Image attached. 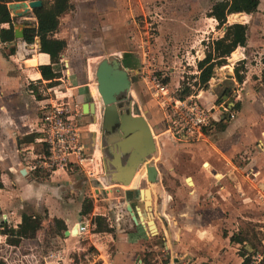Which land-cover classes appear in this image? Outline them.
<instances>
[{
    "label": "crops",
    "instance_id": "crops-1",
    "mask_svg": "<svg viewBox=\"0 0 264 264\" xmlns=\"http://www.w3.org/2000/svg\"><path fill=\"white\" fill-rule=\"evenodd\" d=\"M71 2L73 9L60 17L55 33L57 38L67 43L60 56L63 65L60 82L64 81V71L69 72L64 66H68L65 55L71 42L61 26L63 17L76 10L75 1ZM105 2L104 10H100L120 17L132 16L138 9L134 0ZM10 3H6V6L12 19L14 38H0V229L6 227L15 230L24 215L39 217L41 221L32 236H13L14 242H9L7 235L0 232V257L5 263L7 261L2 254L5 250L15 255L28 250L37 253L44 246L62 250L65 255L73 257L77 264H83L82 257L86 251L97 253L100 264H242L246 257L248 264H254L251 256L264 251V27L256 25L251 39L245 18L258 10L264 17L261 0L251 14L232 12L226 15V24H247L245 46L236 47L224 63L214 67L206 89L199 88L198 84L190 86L192 92L189 95H195L201 105L207 108L225 104L227 112L215 108L214 118L196 139H178L167 129L162 133L168 134L172 141H178L171 144L190 152L194 161L191 169L186 172L182 169L180 173H175L171 167H161L159 162L156 163L158 158L150 161L157 170L153 184L156 186L155 193L149 188L156 234L150 233L138 215V222L134 223L128 214L126 204L130 203L135 213H139L144 222L147 220L141 200L140 204L133 202L137 199L132 195L133 191L122 188L123 185L116 180L109 181L96 174L99 126L96 127L95 120H89L92 115L82 112V103L88 100V95L92 97L88 85L83 82L73 84L78 77L68 75V81L73 83L68 82L71 86L66 87L65 91L57 90L60 83L47 86L38 66L49 64L50 59L48 54L39 50V39L35 37L33 42L27 43L23 35H15L16 30L23 33L25 28L36 24L33 11L30 9L22 15H14L8 7ZM210 8L206 9L204 19H200L196 25L187 26L185 19L181 20V27L187 35L200 33L195 36L197 40L182 39V47L186 54H190V61L186 65L194 67L196 63V69L197 62L204 58L213 40L221 37L225 29L224 26L218 27L217 21L208 15ZM31 12L33 25H28V21L24 20ZM190 12L198 10L181 12L180 15ZM234 14H238V17L234 18ZM121 24L126 26L125 22ZM9 26L8 22L0 23V31ZM252 45L256 52L263 54L256 62L247 57L246 49ZM122 64L128 67L126 62ZM143 66L150 67V64L144 63ZM237 68H242L239 72L241 82L235 77ZM193 72L192 76L198 75V70ZM85 74L87 72L83 70ZM166 78L168 81L172 79ZM225 83L232 86L234 101L228 100L231 89ZM215 85L221 89L218 97L213 89ZM173 86L178 88L179 85ZM194 86L199 90H193ZM80 88H86L87 93ZM51 92L61 94L57 96L66 95L68 101H71L69 93L76 95L83 114L81 140L87 151L92 154L93 150V156H96L95 175L91 180L85 169L76 166L53 173L31 169L34 156L42 151L38 142L42 136L38 103L54 99L55 95ZM174 96L177 97L176 94ZM218 99L221 101L218 102ZM230 114L233 116L230 117ZM187 179L190 181L187 182ZM100 196V200H105L107 205L98 203ZM154 200L161 204L157 207L159 220L155 219ZM88 203L91 204L90 210L82 213ZM83 216H89L92 220L90 233L83 236L77 235V232L72 234V229ZM93 218L97 219L96 222ZM95 224L100 226L98 230ZM46 227L48 235L45 238L48 237L50 247L42 243ZM217 227L221 228L220 234ZM238 232L246 233L251 243L234 240L232 237ZM151 235L158 236L159 240L150 248L148 242L153 238ZM259 264H262V260Z\"/></svg>",
    "mask_w": 264,
    "mask_h": 264
},
{
    "label": "rangeland",
    "instance_id": "rangeland-1",
    "mask_svg": "<svg viewBox=\"0 0 264 264\" xmlns=\"http://www.w3.org/2000/svg\"><path fill=\"white\" fill-rule=\"evenodd\" d=\"M74 1L76 10L63 17L61 26L71 42L70 49L65 55V58L69 61L68 66L67 68L64 66L65 70L69 69V72L64 71V81L60 82L57 90L65 91L66 87L71 86L68 82L73 83V81H68L67 78L70 75L71 77H78L73 84H79L80 82L87 84L91 90L90 94H92V87H96L95 69L100 60L103 58H117L121 62H126L128 65L127 69L130 72L131 87L128 93H123L119 96L118 105L123 104L128 99L131 103L132 113L143 115L146 118L156 147L148 160L154 162L153 159L158 158L157 164L159 162L163 168H174L175 173H180L182 169L185 172L191 169L194 160L191 159L190 152H184L179 145H172L171 143L176 144L178 141L174 142L168 138V134H162L167 129V109L160 102L164 99L168 100L175 95L181 87L182 81L190 85L194 84L195 80L191 76L194 75L193 71L197 70L196 63L194 67L186 65L190 61V54H186L182 44L184 40H197L195 36L200 33L192 32L187 35L181 27V20L185 19L187 26L196 25L200 19H204L206 9H209L215 0H134V4L138 9L133 12L132 16L125 17L116 16L113 13H108V11H101L104 10L105 0ZM139 3L143 9H141ZM260 7L261 9L264 8V0H261ZM193 9H197L198 12L180 15L181 12L186 13V11H193ZM259 12L260 10L245 18L249 25L251 39H253L256 25L264 27V17ZM26 17L27 19L24 21H28V25H33L32 12ZM122 22H125L126 26H123ZM253 47V45L248 46L246 52L249 60L256 62V59L259 60L263 54L256 52ZM144 63L146 65L150 64V69L152 68L153 71L157 72L160 78L172 77L168 81V92L164 97H154L149 92V83L142 79ZM83 70H86L87 74L83 75ZM170 72H172L171 75ZM226 83L224 85L231 89L230 94H228V100L234 101L235 96L232 92V86L230 87L229 83L228 85ZM175 84L179 85L178 88L173 86ZM213 89H215L218 97L221 93L219 85H215ZM80 90L87 93L86 88H80ZM193 90L199 89L194 86ZM68 96L72 105L78 103L76 95L69 93ZM97 96L98 93L97 95L92 94L95 99H97ZM86 99L89 100L90 96L88 95ZM89 120H93L92 117ZM94 120L96 127H98L100 124L99 110ZM83 124H85V121ZM213 132H210L211 136ZM96 134L98 135V132ZM91 152L93 156L94 151L92 150ZM95 168L96 156H93V162L85 168L87 176L90 178L89 180L95 175ZM135 176L131 183L123 185L122 188H131ZM189 181L187 179V182ZM153 184L155 183L143 185L151 188L155 193L156 186ZM107 187L108 189L110 188V186ZM143 197L145 198L144 194ZM100 199L101 196L97 198L100 205H107L105 200ZM133 202L140 204L138 199H134ZM154 203L156 206L155 219L159 220L160 215L157 213V207L161 204L159 201ZM47 229L46 227L43 231L44 238L48 235ZM216 229H218L220 234L221 228L217 227ZM151 236L153 238L148 242V247L150 248L153 247V244L158 243L159 240L158 236ZM42 243L50 247L48 237ZM46 249L43 246L37 253L28 250L18 252L17 255L5 250L2 254L6 258L7 264H29V262L45 254Z\"/></svg>",
    "mask_w": 264,
    "mask_h": 264
},
{
    "label": "built area",
    "instance_id": "built-area-1",
    "mask_svg": "<svg viewBox=\"0 0 264 264\" xmlns=\"http://www.w3.org/2000/svg\"><path fill=\"white\" fill-rule=\"evenodd\" d=\"M142 79L149 83L148 90L154 97H164L167 94V85L161 82L157 72L150 67H144ZM52 100L39 101L40 131L38 139L42 151L34 156L31 169L53 173L59 169L76 166L85 169L93 162L81 140L82 112L76 103L74 106L67 96H57ZM160 104L167 109V130L178 139H196L204 127L214 118L216 109L227 112L224 104L205 107L196 101L195 95L161 100ZM217 111V110H216ZM233 115L230 114V117ZM92 220L83 216L77 223V235L90 233ZM24 256V255H23ZM83 264H100V256L93 251L83 254ZM264 258L263 252H256L251 256L254 264H259ZM29 264H77L73 257L65 255L59 249H46L45 254ZM81 264V263H80Z\"/></svg>",
    "mask_w": 264,
    "mask_h": 264
},
{
    "label": "trees",
    "instance_id": "trees-1",
    "mask_svg": "<svg viewBox=\"0 0 264 264\" xmlns=\"http://www.w3.org/2000/svg\"><path fill=\"white\" fill-rule=\"evenodd\" d=\"M22 0H0V23L8 22L10 24L8 29H2L0 31L1 40H11L14 38L12 30V19L8 14L6 3L16 2ZM259 0H216L208 13L210 17H213L217 21L218 27L224 26V33L221 37L213 40L212 44L205 52L203 59L197 62V76H191L196 78L194 85L198 84L199 88L206 89L208 81L212 77L213 69L215 66H219L225 62L226 57L238 46H245L247 39V24L246 23H231L226 24V15L232 12H244L247 14L253 13L258 5ZM73 9L71 0H43L39 7L32 9L33 15L36 20L34 26H28L24 29L23 39L27 42H33L34 38L39 39V50L48 54L50 63L47 65L38 66L41 78L47 81V86H55L60 83L59 78L62 76L63 65L60 63V56L65 51L67 43L64 39L57 38L55 33L58 31L60 17ZM238 17V14H234V18ZM242 68L235 69V77L237 81H242L240 70ZM264 78V68H263ZM163 83H168V78H160ZM191 85L185 81H182L181 87L178 89L176 96L183 98L188 96L192 92ZM40 98V95H38ZM218 102L221 99L217 100ZM47 176V174H44ZM91 208V204L85 205L82 213H86ZM97 219L93 218L96 222ZM39 217H32L24 215L21 223L13 230L3 227L0 232L7 235V240L10 242L13 236H19L20 238H26L33 235L34 231L40 223ZM97 224V223H96ZM95 224V225H96ZM96 225V229L98 230ZM238 242H249L246 233L238 232L232 237ZM14 242V240H13ZM252 248L255 251V245L252 244ZM0 264H6L2 257H0ZM242 264H248V258L244 259ZM264 264V258L262 259Z\"/></svg>",
    "mask_w": 264,
    "mask_h": 264
},
{
    "label": "water",
    "instance_id": "water-1",
    "mask_svg": "<svg viewBox=\"0 0 264 264\" xmlns=\"http://www.w3.org/2000/svg\"><path fill=\"white\" fill-rule=\"evenodd\" d=\"M40 5L41 0H30L28 2L10 3L8 7L14 15L19 16ZM15 35L16 37H22L23 33L16 30ZM95 81L98 93L97 99L90 97L89 100L83 102L82 112L84 115H92L95 118L99 110L101 130H110L111 126L117 124L122 132L118 147L122 154H128L129 157L126 164L120 166L114 174L117 178L116 182L128 185L136 169L140 165H144L147 182L154 183L157 170L154 165L146 163L147 157L155 151V142L149 124L143 115L132 113L131 103H129L126 111H120L118 106L119 96L130 91V72L119 59L103 58L96 66ZM115 158L118 162L119 155L115 154ZM143 170L135 176L130 190L134 191L138 188ZM139 195L147 212L146 227L150 233L156 234L149 188H140ZM126 210L134 223L138 222V216L142 220L140 214L135 213L130 203L126 204ZM76 232L77 226L72 229L71 233L75 234ZM65 234L67 235L68 231Z\"/></svg>",
    "mask_w": 264,
    "mask_h": 264
},
{
    "label": "flooded vegetation",
    "instance_id": "flooded-vegetation-1",
    "mask_svg": "<svg viewBox=\"0 0 264 264\" xmlns=\"http://www.w3.org/2000/svg\"><path fill=\"white\" fill-rule=\"evenodd\" d=\"M129 103H130V101L128 99L125 100V102L123 104L118 105L119 110L120 111H122V110L126 111V108L128 107ZM92 119L94 120V117H92ZM98 131H99V136H98L97 148L99 151V157L97 158V172H96V174L102 178L106 177L109 181H112V180L117 181V178H115L114 174L118 171V168L120 166H123L126 164L128 157H129L128 154H122L119 150V147H118V142L122 138L121 137L122 132L119 130V127L117 124L111 126L110 130H101V125H99ZM115 154L119 155V161L118 162L115 158ZM150 156H151V154L147 157V160H146V163H148V164H152L148 160L150 158ZM152 165L155 166V164H152ZM155 168H156V166H155ZM142 170L144 172H142V174L140 176V179L138 182V188L132 192V195H134L138 200H140L139 189L146 187V185H143V184H149L147 182V179H146L144 165H140L136 169L134 174L137 175V173H140ZM98 184L101 185L100 182H98ZM141 205H142L143 210H145V207H144L142 201H141Z\"/></svg>",
    "mask_w": 264,
    "mask_h": 264
},
{
    "label": "bare ground",
    "instance_id": "bare-ground-1",
    "mask_svg": "<svg viewBox=\"0 0 264 264\" xmlns=\"http://www.w3.org/2000/svg\"><path fill=\"white\" fill-rule=\"evenodd\" d=\"M30 1V0H29ZM28 2V1H27ZM32 9H34V8H32ZM12 12V11H11ZM33 17H34V15H33ZM34 19H35V17H34ZM36 21V20H35ZM31 63H35V62H31ZM92 94H94V95H97V90H96V87H92ZM135 175V174H134ZM134 175L131 177V179H130V182L129 183H131V181H132V179H133V177H134ZM142 221H143V223L145 224L146 222H144V219L142 218Z\"/></svg>",
    "mask_w": 264,
    "mask_h": 264
}]
</instances>
